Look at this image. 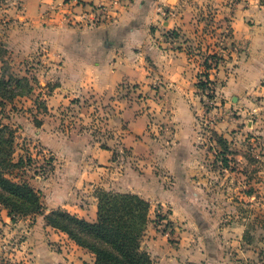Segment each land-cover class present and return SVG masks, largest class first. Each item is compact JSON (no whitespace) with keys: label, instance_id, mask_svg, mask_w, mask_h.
Listing matches in <instances>:
<instances>
[{"label":"rangeland","instance_id":"1","mask_svg":"<svg viewBox=\"0 0 264 264\" xmlns=\"http://www.w3.org/2000/svg\"><path fill=\"white\" fill-rule=\"evenodd\" d=\"M22 2L0 0V80L16 92L0 96V160H22L5 175L29 183L43 210L0 202V264H92L45 215L94 221L100 189L151 202L143 246L154 264H207L203 247L224 253L221 264H264V0H184L192 18L164 42L188 52L184 86L148 60L151 82L105 91L58 89L54 60L26 37L11 48Z\"/></svg>","mask_w":264,"mask_h":264},{"label":"crops","instance_id":"2","mask_svg":"<svg viewBox=\"0 0 264 264\" xmlns=\"http://www.w3.org/2000/svg\"><path fill=\"white\" fill-rule=\"evenodd\" d=\"M67 5L77 19L83 13V20L66 22ZM21 6L17 19L24 30L19 32L26 35L11 33L9 44L14 50L34 46L43 58L54 60L50 78L58 80V89L75 91L89 86L105 91L128 81L148 83L155 65L164 82L182 87L188 80V52L164 45L170 43L166 35L180 32L192 18L188 7H183L184 0H24ZM48 13L53 18H46ZM160 35H165V41ZM14 37H26L28 45L13 41ZM21 242L24 247L29 241ZM6 247L7 254L11 246ZM201 253L207 264L226 259L224 253L214 259L205 247Z\"/></svg>","mask_w":264,"mask_h":264},{"label":"trees","instance_id":"3","mask_svg":"<svg viewBox=\"0 0 264 264\" xmlns=\"http://www.w3.org/2000/svg\"><path fill=\"white\" fill-rule=\"evenodd\" d=\"M212 56L216 57V54ZM17 81L20 85V79ZM7 83L9 81L0 80V96L9 98L16 92L13 83L11 87ZM204 85L202 80L198 83L200 88ZM1 125L0 121V137L3 135ZM7 154L0 160V202L17 214L41 213L40 194L29 183L5 175L8 167L22 164V160L13 163L11 152ZM97 198L94 221L60 209L45 215L48 224L67 233L78 245L95 254L92 264H154L153 257L143 246V237L151 221V202L138 193L105 189L98 191Z\"/></svg>","mask_w":264,"mask_h":264},{"label":"built area","instance_id":"4","mask_svg":"<svg viewBox=\"0 0 264 264\" xmlns=\"http://www.w3.org/2000/svg\"><path fill=\"white\" fill-rule=\"evenodd\" d=\"M68 7L65 8L64 12H63V16H64V20L66 22H72L74 19L75 20H83L84 16L83 13L80 14V19H77L75 17V15L71 12V6L67 5ZM52 10H55V8H52ZM84 12V11H83ZM46 18H53V14L52 13H48L45 15ZM96 19V16L94 17V20Z\"/></svg>","mask_w":264,"mask_h":264}]
</instances>
